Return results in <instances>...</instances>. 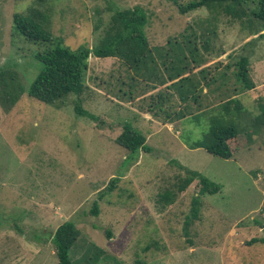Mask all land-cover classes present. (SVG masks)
Here are the masks:
<instances>
[{
  "label": "rangeland",
  "instance_id": "374dc122",
  "mask_svg": "<svg viewBox=\"0 0 264 264\" xmlns=\"http://www.w3.org/2000/svg\"><path fill=\"white\" fill-rule=\"evenodd\" d=\"M136 6L147 16L153 54L165 57L156 54L148 64L155 74L144 79L117 58L90 56L81 94L55 105L28 96L40 69L34 54L44 46L12 33L15 13L37 8L55 41L76 49L97 44L115 9ZM209 16L204 8L181 15L167 0H0V69L14 72L23 89L8 110L0 106V264H57L50 236L65 221L80 231L69 251L73 264L90 262V246L113 258L93 264H264V244L248 245L264 237V125L254 123L264 106V31L253 34L254 26L221 15L212 50L197 42L193 63L183 45L168 40L180 42L188 24ZM241 55L249 58L255 88L238 96L243 110L231 117L248 133L224 160L191 144L232 95L233 67L226 66ZM189 67L192 93L183 101L171 85L178 78L169 76ZM221 72L225 79L214 82ZM77 99L98 122L74 113ZM123 123L146 137V152L130 155L115 143ZM173 161L221 186L201 197L186 231L197 182L172 205H157L158 194L184 175Z\"/></svg>",
  "mask_w": 264,
  "mask_h": 264
},
{
  "label": "trees",
  "instance_id": "16d2710c",
  "mask_svg": "<svg viewBox=\"0 0 264 264\" xmlns=\"http://www.w3.org/2000/svg\"><path fill=\"white\" fill-rule=\"evenodd\" d=\"M167 1L172 2L181 15L202 8L209 12V17L197 21L194 25L188 24L186 26L185 30L179 34L180 42L177 38H174L173 42L168 40V43L183 45L187 56L191 58L193 63L199 57L197 42H200L207 52L212 50L210 43L212 38H217L216 30L221 15L229 17L231 23H238L241 26L247 23L249 27L254 26L253 34L264 31V0ZM46 19V15L42 16L37 8L32 7L29 8L26 14L15 13L12 20V33L14 35L21 37L28 43L44 46L43 49L36 50L34 54V59L40 64V69L28 89V96L41 103L55 105L70 94H81L85 87V74L88 70L90 56L117 58L128 69L144 79L148 77L149 73L151 76L152 71H154V74L156 72L155 69L153 70L152 67L148 66L151 61L155 62L154 57L157 53L153 54V49L150 47L144 31L147 25V16L138 6L129 9H115L100 39L93 47H88L85 44L76 49L62 46L57 40L55 41L51 32L46 28ZM98 27L95 26V29H98ZM186 54H183V56L186 57ZM157 55L161 59L165 58L159 53ZM173 57V60L177 63L178 57ZM229 67H233L232 95L227 99L225 98L217 114L210 115L208 130L202 138L191 144L192 149L202 148L208 154L224 160L231 159L235 155L240 138L248 133L247 131H241L239 125L231 117V115H239L243 110L238 96L255 88V84L250 77L249 58L247 56H239L233 64L226 66L227 69ZM191 68H181V70L169 76L178 78L171 85H175L179 89L183 101L192 93L188 89L190 83L188 75L191 73ZM202 72L200 70V73ZM226 75V72H221L213 81L215 82L218 79L223 81ZM181 83H184L183 88L179 86ZM22 93V86L17 82L15 73L0 69V106L5 111L8 110L16 104ZM74 113L93 122L99 120L97 116L83 109L78 99L74 104ZM254 123L256 126L258 124L264 125L263 105H260V114L255 117ZM115 143L127 150L130 155L148 150L146 137L134 130L129 123H123L122 131L116 137ZM173 163L184 172V175L178 177L171 188H167L158 194L157 205L161 207L172 205L177 195L183 193L192 183L197 182L198 192L192 198L191 213L184 223V230L186 231L192 221L197 219L201 207V197L217 194L220 192L221 186L198 171L188 169L176 161H173ZM117 181L118 179L110 181L107 188L108 192L115 189ZM91 213L98 216L97 201L93 202ZM106 234L108 238L111 237L110 232L106 231ZM79 237L80 231L71 221H65L55 229L50 236V242L54 248L57 264H73L69 251ZM256 243L264 244V237L253 238L248 242V245ZM89 250L93 251V257L88 258L86 262H90L86 264H93L92 260L97 261L102 255L105 260L111 258L104 250L96 246H90Z\"/></svg>",
  "mask_w": 264,
  "mask_h": 264
}]
</instances>
